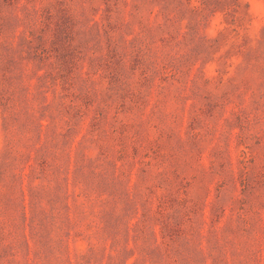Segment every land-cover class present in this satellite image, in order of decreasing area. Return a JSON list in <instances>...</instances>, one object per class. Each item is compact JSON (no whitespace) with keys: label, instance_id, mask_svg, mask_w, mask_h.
Here are the masks:
<instances>
[{"label":"rangeland","instance_id":"obj_1","mask_svg":"<svg viewBox=\"0 0 264 264\" xmlns=\"http://www.w3.org/2000/svg\"><path fill=\"white\" fill-rule=\"evenodd\" d=\"M0 264H264V0H0Z\"/></svg>","mask_w":264,"mask_h":264}]
</instances>
